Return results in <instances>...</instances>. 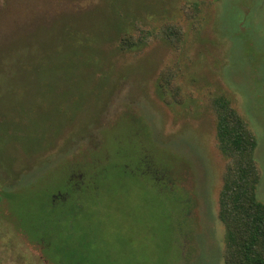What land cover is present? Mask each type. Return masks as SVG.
<instances>
[{"label": "rangeland", "instance_id": "1", "mask_svg": "<svg viewBox=\"0 0 264 264\" xmlns=\"http://www.w3.org/2000/svg\"><path fill=\"white\" fill-rule=\"evenodd\" d=\"M220 96L264 202V0H0V264H74L35 228L80 174L81 264H224Z\"/></svg>", "mask_w": 264, "mask_h": 264}, {"label": "trees", "instance_id": "2", "mask_svg": "<svg viewBox=\"0 0 264 264\" xmlns=\"http://www.w3.org/2000/svg\"><path fill=\"white\" fill-rule=\"evenodd\" d=\"M160 29L159 33L165 35V28ZM139 33L137 41L133 36L122 35V50L131 48L138 41L144 42L151 35H158L156 31L141 28ZM214 107L219 148L230 158L219 197V217L227 235L224 264H264V202L257 197L260 179L255 159L257 137L228 98H215ZM65 184L68 186L65 191H54L42 202L35 241L46 248L58 235L55 226L64 222L66 238L54 246V255L58 260L68 258L73 261L75 258L73 263L81 264L87 258L82 249L88 243L87 230L79 231L74 226L79 222L82 209L81 194L89 191L92 181L88 182L85 175L80 174L69 180L66 178ZM53 263L59 264V261Z\"/></svg>", "mask_w": 264, "mask_h": 264}]
</instances>
